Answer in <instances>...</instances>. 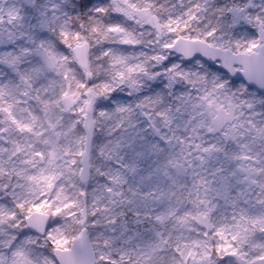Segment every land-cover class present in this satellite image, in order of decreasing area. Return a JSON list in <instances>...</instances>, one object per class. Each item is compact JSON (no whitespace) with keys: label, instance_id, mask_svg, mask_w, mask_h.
Listing matches in <instances>:
<instances>
[{"label":"snow or ice","instance_id":"1","mask_svg":"<svg viewBox=\"0 0 264 264\" xmlns=\"http://www.w3.org/2000/svg\"><path fill=\"white\" fill-rule=\"evenodd\" d=\"M0 264H264V0H0Z\"/></svg>","mask_w":264,"mask_h":264}]
</instances>
